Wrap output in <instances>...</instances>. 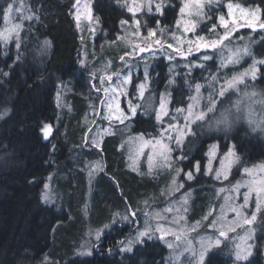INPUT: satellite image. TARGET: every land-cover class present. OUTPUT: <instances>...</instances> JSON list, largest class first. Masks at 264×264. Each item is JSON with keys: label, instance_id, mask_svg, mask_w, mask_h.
<instances>
[{"label": "rangeland", "instance_id": "rangeland-1", "mask_svg": "<svg viewBox=\"0 0 264 264\" xmlns=\"http://www.w3.org/2000/svg\"><path fill=\"white\" fill-rule=\"evenodd\" d=\"M75 1L71 17L81 40L80 64L96 77L95 87L100 90V93L97 90L88 91L85 96L87 109L81 116L80 128L86 130L90 127L86 137L87 148L100 150L106 138L115 136L119 140L118 150L123 153L121 156L126 170L157 188V191L149 192L137 202L134 218L138 220V227L119 246V252L131 253L145 241H159L167 249L163 264H204L208 253L215 249L230 256L234 263L247 261L252 256L257 232L261 228L264 230L260 215L264 208V161L244 167L239 179L228 185L225 182L238 164L239 156L233 145L224 155H217L219 143L212 142L208 146L204 170L216 186L203 185L198 192H185L182 191L184 183L191 181L200 167L195 165L193 174L184 175L182 166L176 160H187V154L195 150L201 138L227 136L243 125V112L235 101L249 87H253L248 85L256 78L257 64L263 61L254 54L253 47L258 42L252 37L254 39L255 33L264 31L259 27V23L264 22L260 13L257 14V21L253 22L251 16L242 15L241 9L246 12L258 8L226 3L225 13L216 15V24L206 27V33H198V29L210 18L206 16L208 8L220 3V0H178V18L170 31L160 27L148 28L138 18V15L145 18L144 13L160 15L165 0H124L132 20L120 23V33L114 41H104V33L92 13V0ZM229 4L233 5L231 10ZM157 5H160V11H157ZM237 5L240 7L237 8ZM17 8L21 11L17 12ZM27 17L33 19L28 5L23 0H15L9 19L4 21L0 30V41L14 39L18 48L20 34L30 24L31 19ZM221 18L226 24L221 23ZM96 41L99 43L96 44ZM213 41L219 43L215 47L196 46L197 43L211 45ZM205 56L208 59H204ZM213 58L216 60L214 69L202 80L199 93L195 91L184 108L170 115L169 90L178 70L204 68ZM159 59L167 63L170 77L164 89L155 94L152 93L150 73ZM247 59L248 63L238 69ZM133 76L136 85L130 92ZM234 78L235 82L229 86ZM70 92L67 84L60 86L56 95L58 120L56 126L46 124L51 129L47 138L65 117L72 115L73 108L68 100ZM133 107L135 112L131 111ZM139 108L145 114H153L160 124L155 137L143 138L129 133V121ZM225 121L231 125V131H225ZM68 123H71L70 119H66L65 125ZM42 134L45 138L43 128ZM256 134L261 135L259 132ZM75 150L70 160V173H52L45 184L47 189L44 185L42 192L49 193V200L45 201L42 196L41 199L46 205H58L65 199V192L61 190L60 193L57 189L70 180L69 175L79 172V181L86 185L83 205L86 226L73 256L85 258L92 254L104 233L119 220L129 223L131 218L126 212L111 210V217L107 220V216L93 212V193L97 183H101V160L96 156L87 157L92 155L89 151L83 160L85 151L80 144L75 146ZM181 176H184L185 182ZM245 194L248 195L246 204ZM254 213L255 219L252 218ZM221 231L226 235L221 236ZM141 232L146 234L137 240ZM129 245L131 251L126 250ZM237 251L247 259L238 260ZM262 251L264 255V243ZM49 260L45 257L44 261Z\"/></svg>", "mask_w": 264, "mask_h": 264}, {"label": "trees", "instance_id": "trees-1", "mask_svg": "<svg viewBox=\"0 0 264 264\" xmlns=\"http://www.w3.org/2000/svg\"><path fill=\"white\" fill-rule=\"evenodd\" d=\"M23 1L33 19L22 30L18 48L14 39L0 41V264H163L167 249L159 241H145L126 254L118 249L138 227V220L134 218L137 202L157 188L126 170L123 153L118 150L119 140L115 136L106 138L100 150L87 148L86 137L90 127L81 129L80 120L87 109L85 96L88 91L97 89L96 77L80 64L81 40L71 17L76 1ZM14 2L0 0V30L4 27V12ZM226 3L258 8L264 22V0H220L208 8L206 16L210 18L198 33H206V27L216 24V15L225 13ZM91 9L104 33V41H114L120 33V23L131 21L133 17L124 0H92ZM178 13V0H165L160 15L144 13L145 18L142 15L138 18L148 28L160 27L170 31ZM252 40L258 42L253 47L254 54L263 61L257 64L256 78L248 86L260 88L264 87V31L255 33ZM45 41L48 42L46 45ZM215 62L213 58L204 68L178 70L169 90L170 115L187 105L196 85L202 84L204 77L212 74ZM247 63L248 59L238 69ZM150 76L151 91L159 94L170 77L167 63L163 59L157 60ZM66 84L71 89L68 100L73 108L72 115L65 117L45 139L42 128L46 124L56 126V95L60 86ZM135 85L133 76L130 92ZM142 111L139 108L129 121V133L143 138L155 137L160 124L153 114ZM66 119L71 123L65 125ZM212 142L219 143L217 155H224L233 145L239 156L238 164L225 182L228 185L239 179L244 167L264 161V138L251 134L243 125L227 136L203 137L195 150L187 154V160H176L184 175L193 174L195 165L200 167L191 181L185 182L181 176L185 182L182 191L198 192L203 185L216 186L204 170L208 146ZM77 144L85 151L83 160L88 151L92 155L87 157L96 156L101 160V185L98 182L93 193V212L107 216V220L111 217V210L126 212L131 218L129 223L119 220L104 233L92 254L85 258L73 256L86 226L83 218L86 185L79 181V172L69 175L70 180L57 189L60 193L61 190L65 192L59 208L58 205H46L41 199L44 185L52 173H70V160L76 153ZM260 215L264 223V208ZM259 231L252 256L247 261L234 263L230 256L215 249L208 253L204 264H264V230L261 228ZM45 257L50 260L44 261Z\"/></svg>", "mask_w": 264, "mask_h": 264}, {"label": "clouds", "instance_id": "clouds-1", "mask_svg": "<svg viewBox=\"0 0 264 264\" xmlns=\"http://www.w3.org/2000/svg\"><path fill=\"white\" fill-rule=\"evenodd\" d=\"M242 109V123L251 134L260 133L264 136V87H249L235 101ZM225 131H231V125L225 121Z\"/></svg>", "mask_w": 264, "mask_h": 264}, {"label": "snow or ice", "instance_id": "snow-or-ice-1", "mask_svg": "<svg viewBox=\"0 0 264 264\" xmlns=\"http://www.w3.org/2000/svg\"><path fill=\"white\" fill-rule=\"evenodd\" d=\"M228 7H229V9L231 10V9L233 8V5H232V4H229ZM236 7L239 8L240 6L237 5ZM12 9H13V4H9V5H8V8H7V9L5 10V12H4V18H5V20H8V19H9V13L11 12ZM160 10H161L160 5H157V11H160ZM16 11L19 12V11H21V9L17 8ZM182 11H183V9H182ZM259 11H260L259 9H248V10H246V12H245V10L241 9V13H242V15L251 16L253 22L257 21V19H258V15H257V14L259 13ZM27 18H28V19H31V17H27ZM221 23H222V24H226V21H224V19L221 18ZM249 26H251V24H249ZM16 27L19 28V25H16ZM259 27L262 28V29H264V23H259ZM150 35H152V34L150 33ZM224 38H226V37H223L222 39H224ZM199 39H200L201 41L203 40V38H199ZM44 43H45V45H46L48 42L45 41ZM157 43H160V42L157 41ZM218 43H219V41H213V42L211 43V45H205L204 43H197L196 46H197L198 48H199V47H206V46L215 47ZM169 47H171V45H169ZM140 50H141V51H144L143 48H141ZM204 59H208V57L205 56ZM125 82H127V81H125ZM234 82H235V78H234L233 82H230L229 86H231L232 83H234ZM200 88H201V86H200L199 84H197V85H196V91H197V93H199ZM221 95H223V91H221ZM161 108H163V104L161 105ZM131 111L135 112V108L133 107V108L131 109ZM200 118L202 119L203 116L201 115ZM158 119H159V117H158ZM50 131H51L50 127H49L48 125H45L44 128H43V133H44L45 138H47V136L50 134ZM188 178L191 179V174H189V177H188ZM47 187H48V186L45 185V188H46V189H47ZM42 198H43L45 201H48V200H49V193H48V192L43 193V194H42ZM244 200H245V204H246L247 201H248V195H247V194H245V196H244ZM258 210H259V203H258ZM252 218L255 219V213L253 214V217H252ZM105 227H108V225H105ZM145 234H146L145 232H141V233H139V235L136 237V239L139 240L140 237L144 236ZM220 235H221V236H224V235H226V233L223 232V231H221ZM97 238H99V232H97ZM217 243H219V240L217 241ZM238 247H239V246H238ZM126 250H127V251H131V250H132V249H131V246H130V245L127 246V249H126ZM237 259H238V260H239V259H247V257H246V256H242L241 253H240L239 251H237Z\"/></svg>", "mask_w": 264, "mask_h": 264}]
</instances>
